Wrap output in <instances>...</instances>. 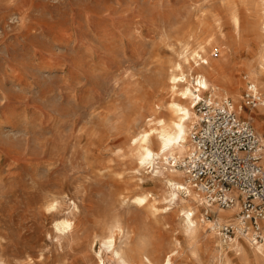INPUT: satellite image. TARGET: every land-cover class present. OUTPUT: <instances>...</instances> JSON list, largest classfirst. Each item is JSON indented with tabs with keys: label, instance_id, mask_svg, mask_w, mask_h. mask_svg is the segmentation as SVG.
Segmentation results:
<instances>
[{
	"label": "rangeland",
	"instance_id": "1",
	"mask_svg": "<svg viewBox=\"0 0 264 264\" xmlns=\"http://www.w3.org/2000/svg\"><path fill=\"white\" fill-rule=\"evenodd\" d=\"M263 19L264 0H0V264H256L244 235L235 247L206 224L217 205L197 206L188 235L132 138L185 103L178 63L264 136V104L243 100L248 82L264 95Z\"/></svg>",
	"mask_w": 264,
	"mask_h": 264
},
{
	"label": "built area",
	"instance_id": "2",
	"mask_svg": "<svg viewBox=\"0 0 264 264\" xmlns=\"http://www.w3.org/2000/svg\"><path fill=\"white\" fill-rule=\"evenodd\" d=\"M243 100L254 108L264 103V95L248 82ZM194 106L197 123L190 133L188 152L177 161L178 166L186 172L189 187L207 206L229 208L239 202L237 222L225 223L220 229L225 240L236 231L254 243L262 242L264 143L229 98L207 94Z\"/></svg>",
	"mask_w": 264,
	"mask_h": 264
},
{
	"label": "bare ground",
	"instance_id": "3",
	"mask_svg": "<svg viewBox=\"0 0 264 264\" xmlns=\"http://www.w3.org/2000/svg\"><path fill=\"white\" fill-rule=\"evenodd\" d=\"M262 29L264 30V19L262 21ZM196 55L198 56L199 53L196 51L188 52L186 49L182 52L181 56L184 61H189L191 57L195 65H199ZM261 61L264 63V54L261 56ZM192 66L193 64L189 63V67L192 68ZM175 67L178 69V72L172 73L169 76V82L171 83L170 88L172 92H176L185 103H180L173 99L170 100L167 103V107L171 112L172 118L168 120L161 116L155 118L153 121L155 126L143 130L138 136H134L132 138V143H134L137 148V158L140 165L152 166L154 161L157 160V168H159V166L164 167V171L160 178L164 184V191L168 195L167 208L177 211L185 231L188 232V235L192 236L194 234L196 235L197 229H200L195 214L197 206L202 202V198L201 195H198L196 191H193V189L189 187L186 181L182 180L184 172L178 169L177 161L181 160V158L187 154L188 148L190 147L189 136L195 129L194 123H197V115L193 110L197 99L202 97L201 94L203 92L209 93L210 96L216 98H222L224 95L221 97L216 96L219 86L210 82L208 77L204 74H197L192 77L181 69L179 63ZM238 110L242 112L241 105L238 106ZM258 137L264 143V136L258 135ZM154 143L156 147H154ZM147 200V195H136L132 198V201L137 203H145ZM238 204L239 203H235L231 208L227 209L216 207L215 219H208L209 221L206 224L209 225L210 228L215 229L217 223L220 224L229 221L236 223L238 218L235 217L234 214L238 209ZM54 227L60 230V232L71 228L73 229L72 222L67 218L56 219ZM244 238L249 242V248L255 259V263L264 264V240L254 243L247 236H244ZM230 242L235 247H239L240 245L235 238L230 239ZM106 243L109 247H112L111 254H116L118 258L126 261L127 255L124 249L120 246L115 247L112 236L108 237ZM170 256L171 255L167 256L166 264L171 262Z\"/></svg>",
	"mask_w": 264,
	"mask_h": 264
}]
</instances>
